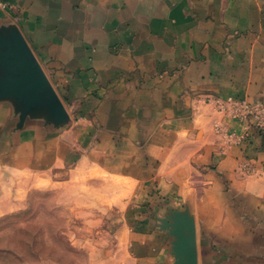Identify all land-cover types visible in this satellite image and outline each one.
Wrapping results in <instances>:
<instances>
[{"label": "crops", "instance_id": "obj_1", "mask_svg": "<svg viewBox=\"0 0 264 264\" xmlns=\"http://www.w3.org/2000/svg\"><path fill=\"white\" fill-rule=\"evenodd\" d=\"M0 33L48 79L34 107L0 97L2 214L98 172L195 216L194 264H264V131L230 111L264 102V0H0Z\"/></svg>", "mask_w": 264, "mask_h": 264}, {"label": "rangeland", "instance_id": "obj_2", "mask_svg": "<svg viewBox=\"0 0 264 264\" xmlns=\"http://www.w3.org/2000/svg\"><path fill=\"white\" fill-rule=\"evenodd\" d=\"M250 127L256 129L253 123ZM67 170L56 173L57 179H65ZM99 176L98 172L80 170L66 185L35 181L29 188L17 187L12 212L2 214L8 209L0 205V221L11 217L0 224V237H14L13 224L26 223L27 244L32 245L35 239L37 250L26 248L23 264L196 262L195 216L182 214L179 205L158 194L121 201L118 197L122 192L115 181L86 180ZM166 251L170 259H166Z\"/></svg>", "mask_w": 264, "mask_h": 264}, {"label": "water", "instance_id": "obj_3", "mask_svg": "<svg viewBox=\"0 0 264 264\" xmlns=\"http://www.w3.org/2000/svg\"><path fill=\"white\" fill-rule=\"evenodd\" d=\"M0 64L6 66L5 76L0 78V97L29 94V108L40 103L41 95L48 90V79L19 35L9 40L0 33Z\"/></svg>", "mask_w": 264, "mask_h": 264}, {"label": "trees", "instance_id": "obj_4", "mask_svg": "<svg viewBox=\"0 0 264 264\" xmlns=\"http://www.w3.org/2000/svg\"><path fill=\"white\" fill-rule=\"evenodd\" d=\"M5 220H11V217L1 220L0 224ZM25 225L26 223L22 222L13 224L14 237L10 236L9 239L0 237V264H23L26 248L30 246L33 251L37 250V241L35 239L32 240V245L27 244L25 239L27 227Z\"/></svg>", "mask_w": 264, "mask_h": 264}, {"label": "built area", "instance_id": "obj_5", "mask_svg": "<svg viewBox=\"0 0 264 264\" xmlns=\"http://www.w3.org/2000/svg\"><path fill=\"white\" fill-rule=\"evenodd\" d=\"M219 110H224L225 105L219 104ZM231 116L243 123H253L256 130H264V102L263 103H250L245 100L238 101L230 109ZM217 128H219L217 126ZM232 138H235L234 134L229 135Z\"/></svg>", "mask_w": 264, "mask_h": 264}]
</instances>
